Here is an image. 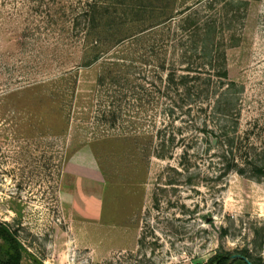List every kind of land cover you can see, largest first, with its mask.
I'll return each instance as SVG.
<instances>
[{
	"label": "rangeland",
	"instance_id": "obj_1",
	"mask_svg": "<svg viewBox=\"0 0 264 264\" xmlns=\"http://www.w3.org/2000/svg\"><path fill=\"white\" fill-rule=\"evenodd\" d=\"M199 1L206 11L207 0H178L176 9ZM243 1L247 14L224 38L235 43L230 80L243 89L241 150L258 157L264 0ZM94 2L113 10L132 0H0V222L24 246V264H64L75 235L94 264H205L219 250L244 249L263 260L264 176L220 177L205 114L166 116L152 68L138 70V42L85 66L78 30ZM118 15L126 23H110L104 37L141 30L138 14ZM118 58L122 72L100 86ZM162 141L169 157H160ZM6 250L0 240V260Z\"/></svg>",
	"mask_w": 264,
	"mask_h": 264
},
{
	"label": "trees",
	"instance_id": "obj_2",
	"mask_svg": "<svg viewBox=\"0 0 264 264\" xmlns=\"http://www.w3.org/2000/svg\"><path fill=\"white\" fill-rule=\"evenodd\" d=\"M137 1L132 0L113 10L111 6L94 2L83 11L85 24L78 32L83 35L85 66L124 44L138 42V70L140 65L152 68L151 72L161 84L159 99L169 101V104L166 103V116L177 120L176 116L205 114L201 121L202 131L209 144H212V138L216 139L221 161L220 177L232 171L242 176H264V151L257 157L250 151L241 150L238 95L243 93V89L230 80L227 49L235 43L224 38V33L231 31L239 18L247 14V2L207 0L208 13L203 9L202 1L181 11L176 9L178 0ZM120 10L127 16L129 13L138 14L142 19L141 30L119 38L104 37L112 31L110 23H126L118 15ZM103 20L106 23L101 22ZM123 67V58L109 64L98 84L104 87L108 73L119 75ZM118 75L114 78L118 79ZM169 142L175 145L174 138ZM160 147V157H169L166 155V142L162 141ZM0 240L7 245L5 258L0 260V264H24L26 250L9 224L0 222ZM30 260L26 264H43L36 258ZM248 261L264 264V259L257 261L248 249L233 252L219 250L205 264H249Z\"/></svg>",
	"mask_w": 264,
	"mask_h": 264
},
{
	"label": "built area",
	"instance_id": "obj_3",
	"mask_svg": "<svg viewBox=\"0 0 264 264\" xmlns=\"http://www.w3.org/2000/svg\"><path fill=\"white\" fill-rule=\"evenodd\" d=\"M74 248L75 249L70 250L64 264H94V259L90 252L87 254L85 252L76 250V246H74Z\"/></svg>",
	"mask_w": 264,
	"mask_h": 264
},
{
	"label": "crops",
	"instance_id": "obj_4",
	"mask_svg": "<svg viewBox=\"0 0 264 264\" xmlns=\"http://www.w3.org/2000/svg\"><path fill=\"white\" fill-rule=\"evenodd\" d=\"M83 223L87 224V222H85V221ZM73 242L75 243V246L78 245L80 247H84V249H88L89 248V246L87 244L83 243L82 241H79V237L76 236V235H75V238H74ZM91 254H92V252H91ZM92 256H93V254H92Z\"/></svg>",
	"mask_w": 264,
	"mask_h": 264
},
{
	"label": "water",
	"instance_id": "obj_5",
	"mask_svg": "<svg viewBox=\"0 0 264 264\" xmlns=\"http://www.w3.org/2000/svg\"><path fill=\"white\" fill-rule=\"evenodd\" d=\"M249 264H253L252 262L248 261Z\"/></svg>",
	"mask_w": 264,
	"mask_h": 264
}]
</instances>
